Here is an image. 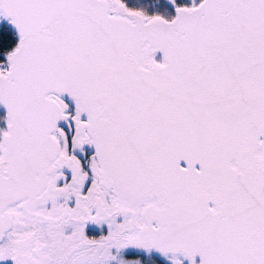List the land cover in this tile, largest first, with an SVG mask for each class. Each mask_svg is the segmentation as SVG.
<instances>
[{
  "label": "snow or ice",
  "instance_id": "6c2138e0",
  "mask_svg": "<svg viewBox=\"0 0 264 264\" xmlns=\"http://www.w3.org/2000/svg\"><path fill=\"white\" fill-rule=\"evenodd\" d=\"M0 264H264V0H0Z\"/></svg>",
  "mask_w": 264,
  "mask_h": 264
}]
</instances>
